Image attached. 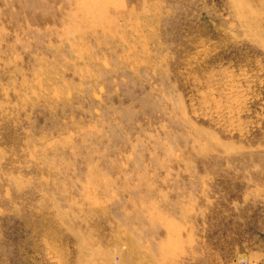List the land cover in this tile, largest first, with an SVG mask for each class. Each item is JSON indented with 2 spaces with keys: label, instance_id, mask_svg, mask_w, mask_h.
<instances>
[{
  "label": "rangeland",
  "instance_id": "374dc122",
  "mask_svg": "<svg viewBox=\"0 0 264 264\" xmlns=\"http://www.w3.org/2000/svg\"><path fill=\"white\" fill-rule=\"evenodd\" d=\"M0 264H264V0H0Z\"/></svg>",
  "mask_w": 264,
  "mask_h": 264
}]
</instances>
